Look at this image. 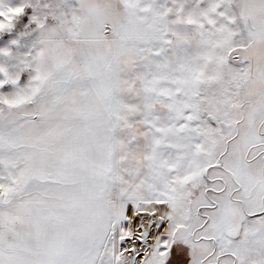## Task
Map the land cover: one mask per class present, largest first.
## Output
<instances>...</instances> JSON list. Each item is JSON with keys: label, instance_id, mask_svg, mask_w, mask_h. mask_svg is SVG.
<instances>
[{"label": "snow or ice", "instance_id": "1", "mask_svg": "<svg viewBox=\"0 0 264 264\" xmlns=\"http://www.w3.org/2000/svg\"><path fill=\"white\" fill-rule=\"evenodd\" d=\"M0 264H264V0H0Z\"/></svg>", "mask_w": 264, "mask_h": 264}]
</instances>
